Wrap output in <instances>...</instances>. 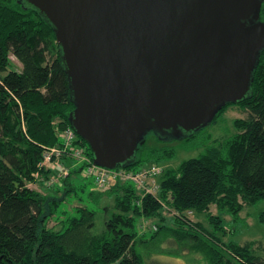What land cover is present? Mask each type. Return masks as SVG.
<instances>
[{
    "label": "trees",
    "instance_id": "16d2710c",
    "mask_svg": "<svg viewBox=\"0 0 264 264\" xmlns=\"http://www.w3.org/2000/svg\"><path fill=\"white\" fill-rule=\"evenodd\" d=\"M11 56L21 64L20 70L14 68ZM252 91L236 104L246 111V118L236 121L237 133L203 156L163 171L157 178V194L143 196L130 183H113L106 190L95 186L90 197L114 196L111 208L105 205L103 231H97L96 213L86 206L77 208L78 217L58 222L60 229L55 220L62 218L61 207L71 194L85 191L84 186L73 185L72 171L65 176L63 188L55 189L63 192L62 199L49 198L29 186L39 177L52 176L54 170L43 165L45 153L60 148L63 132L71 128L69 115L74 105L67 77L52 26L35 10L23 8L19 0H0V264H145L137 250L144 241L137 220L143 217L156 220L159 232H173L170 240L177 248L193 245L208 264H264L252 243H225L222 219L209 212L217 206L238 216L246 206L264 200V51ZM159 141L152 147L144 143L132 167L171 159L173 148L159 146ZM74 144V149L80 146L78 151L93 162L89 145L78 135ZM70 157L74 158L72 151L60 162ZM161 203L185 218L183 222L171 218L180 230L167 225ZM189 211L207 213L212 231L202 222L194 224ZM50 221L59 227H50ZM159 232L151 233L152 237Z\"/></svg>",
    "mask_w": 264,
    "mask_h": 264
},
{
    "label": "water",
    "instance_id": "95a60500",
    "mask_svg": "<svg viewBox=\"0 0 264 264\" xmlns=\"http://www.w3.org/2000/svg\"><path fill=\"white\" fill-rule=\"evenodd\" d=\"M55 33L95 166L130 168L150 134L183 140L252 95L264 0H19Z\"/></svg>",
    "mask_w": 264,
    "mask_h": 264
},
{
    "label": "rangeland",
    "instance_id": "374dc122",
    "mask_svg": "<svg viewBox=\"0 0 264 264\" xmlns=\"http://www.w3.org/2000/svg\"><path fill=\"white\" fill-rule=\"evenodd\" d=\"M11 60L14 64V68L16 70H20L21 64L17 61V59L14 56H11ZM243 118H246V111L243 107L234 105L222 112L214 123L195 133L188 139L159 141V146L172 147L174 155L171 159L159 161L158 166L163 171H166L170 168H178L183 162L189 159L203 156L208 149L216 145L218 142L231 138L235 135L237 133V129L235 127L236 121ZM157 139L158 138L155 135L150 134L145 141L146 146L152 147L158 145ZM75 145L76 144H74V146ZM79 148L80 146L75 147L77 150H79ZM73 157L74 158L70 157L66 160V163L64 161L58 163L55 159L56 162L53 161L55 164V170L52 176L54 174H62L68 167V174L70 171L73 173L70 177V181L77 187L84 186L82 188H84L85 191L78 190L76 193L71 194L63 205V208L61 207V212H63L59 214L62 216V218H60L61 220H58L57 218L55 221H57V223L63 222L69 216L78 217L79 213L77 212V208L86 206L95 211L96 229L98 232H102L107 218L106 206L111 208L114 204V196H107L104 200L90 197L89 194L91 191L97 190L95 187L94 177L88 176L87 168L85 167L83 161L79 160L75 156ZM61 163H65V165L63 164L64 167H61ZM150 165L151 163L145 167H149ZM141 168L143 167L139 165L132 167L134 170ZM63 175L54 185H52V182H47L49 181L48 179L52 177L50 176L46 180L39 177L37 179V183L31 184L29 187L42 194H47L48 197L54 196L62 199L64 198L63 192H58L55 189L63 188L65 176H67ZM46 183L48 185H46ZM65 187L68 188V186ZM161 206L163 208L162 214L168 218L167 225H169L171 229L180 230L181 226L179 224H173L171 218L176 217L182 222L185 218L183 219L179 218V216H175L173 214L174 212L169 211L165 203H161ZM209 212L213 215H218L222 219L223 228L226 229L225 235L222 236L225 243L234 242L241 245L252 243L255 254L264 257V200L255 205L246 206L242 209L238 216L232 215L227 210H219L217 206H212ZM187 215L194 224L202 222L203 225L209 227L212 231V226L209 222L207 213L198 214L194 211H189ZM55 221H50V227H59ZM215 223L216 222H214V224ZM59 225L61 229L62 224ZM137 230L139 232V237L141 236L144 239V241L139 242L137 250L143 256L145 264H208L207 258H205L200 252L194 250L192 248L193 245L186 244L181 249L177 248V245L174 244L175 242L170 240L173 232H168L165 229L159 232V224L156 220L147 219L145 217L138 219ZM156 232L159 233L153 238L152 235Z\"/></svg>",
    "mask_w": 264,
    "mask_h": 264
},
{
    "label": "built area",
    "instance_id": "2783aa9c",
    "mask_svg": "<svg viewBox=\"0 0 264 264\" xmlns=\"http://www.w3.org/2000/svg\"><path fill=\"white\" fill-rule=\"evenodd\" d=\"M62 146L60 148H52L47 150L44 156L43 165L46 168L55 170L54 158L60 162V158L63 155L73 152V156L83 161L85 167L87 168L88 176L94 177L95 185L100 190H106L111 187L113 183H130L136 187L138 191L143 196L154 195L160 189L158 179L163 173V170L158 165H152L149 167H143L138 170L134 169H106L102 167L95 166L90 158L83 153V151H78L74 149V143L77 138V134L71 128L63 132L62 134ZM56 162V161H55ZM54 164V165H53ZM63 167V165H61ZM64 175L68 174V169L63 171ZM62 174L53 175L48 183L52 182L54 185L62 177ZM63 175V176H64ZM46 185H48L46 183ZM51 186V185H49Z\"/></svg>",
    "mask_w": 264,
    "mask_h": 264
}]
</instances>
